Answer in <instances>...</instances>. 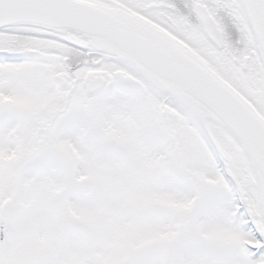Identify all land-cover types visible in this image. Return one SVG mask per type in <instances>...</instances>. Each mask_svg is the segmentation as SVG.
<instances>
[{
	"label": "snow or ice",
	"instance_id": "obj_1",
	"mask_svg": "<svg viewBox=\"0 0 264 264\" xmlns=\"http://www.w3.org/2000/svg\"><path fill=\"white\" fill-rule=\"evenodd\" d=\"M0 264H264V0H0Z\"/></svg>",
	"mask_w": 264,
	"mask_h": 264
}]
</instances>
